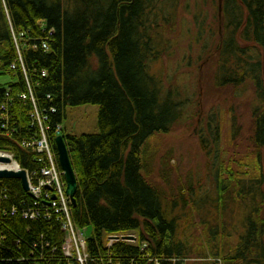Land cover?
Returning <instances> with one entry per match:
<instances>
[{
	"label": "trees",
	"instance_id": "trees-1",
	"mask_svg": "<svg viewBox=\"0 0 264 264\" xmlns=\"http://www.w3.org/2000/svg\"><path fill=\"white\" fill-rule=\"evenodd\" d=\"M181 1L0 0V75L17 79L0 85V96L9 91L14 100L9 129L17 130L10 137L0 131V151L12 153L25 170L41 168L39 156L21 146L37 129L31 127L32 104L18 98L28 91L20 56L37 106L49 116L56 156V128L67 119L68 109L99 107L98 134L62 132L78 180L72 221L80 229H92L85 264H183L194 255L202 260L198 264H217L206 262L208 258H221L223 264H264V191L260 192L264 185V0H224L223 4L224 35L215 83L234 88L237 96L254 88L257 153L251 162L242 163L237 177L225 162L218 165V199L211 202L212 219L204 218L207 240L203 245L195 249L177 238L172 211L183 201L184 206L191 201L195 209L207 208L209 201L184 198L166 206L165 193L143 175V171L149 174V141L170 133L187 116L182 92L171 84L166 87L162 77L153 73V66L173 47L168 35L175 28ZM195 23L198 36H203L197 16ZM210 115L207 130L200 132L208 155L210 136L217 145L223 129L222 114ZM237 134L238 128L233 127L231 140ZM211 150L218 158L220 152ZM249 166L252 174L243 171ZM228 173L231 178L225 180ZM249 175L250 189L244 194ZM231 188L237 199L234 193L228 199ZM236 205L244 216L240 231L229 230L226 220L228 214L240 213ZM44 213L19 180L0 179V264H79L64 254L61 222L55 215L45 218ZM135 231L139 232L135 243L120 240L108 245L110 236ZM235 233L238 241L232 251L225 241L230 242Z\"/></svg>",
	"mask_w": 264,
	"mask_h": 264
},
{
	"label": "rangeland",
	"instance_id": "rangeland-1",
	"mask_svg": "<svg viewBox=\"0 0 264 264\" xmlns=\"http://www.w3.org/2000/svg\"><path fill=\"white\" fill-rule=\"evenodd\" d=\"M220 1L182 0L174 24L175 28L168 35L173 47L162 61L153 66V73L162 77L166 87L171 84L182 92L183 99L185 98L188 103L187 116L170 133L156 135L149 141L147 147L150 153V165L147 168L149 174L143 171V175L165 193L166 206L184 198L209 201L207 208L197 209L191 201L187 206H184L183 201L172 211V217L177 219V238L190 242L195 249L207 240L204 218L212 219L211 202L218 199L215 184L218 165L225 162L226 167L231 166L226 169H232L233 176L237 177L242 163L251 162L257 153L253 143L255 132L253 108L256 103L254 88L249 87L245 94L237 96L234 88L219 87L215 83L218 47L224 35L225 24L224 0L221 4ZM195 16L201 22L203 36H198ZM16 81L17 79L11 76L0 75V85ZM98 112L99 107L96 105L69 108L61 133L74 136L98 134ZM220 113L223 116L222 138L215 145V139L210 136L208 155L202 146L200 132L203 131L202 129L207 130L210 114ZM233 127L238 128V134L231 140L230 131ZM213 148L220 152L218 158L216 150H211ZM261 152L264 158V148ZM250 170L251 166L247 169L243 168V171L250 172ZM262 175L264 179V167ZM251 177L252 175H249L248 181L243 184L244 194L250 189ZM230 178L229 173L224 177L225 180ZM260 188V192L264 191V185ZM233 193L234 198L237 199L233 188L228 199H233ZM234 209L240 213L237 212L234 216L232 213L228 214L230 216L226 219L230 223L228 229L232 230L235 227L240 231L239 227L244 221V216L238 205L234 206ZM80 233L82 237H89L92 229ZM121 236L138 238L139 232ZM108 240V245L111 246L114 242ZM237 241L238 235L235 233L230 242L228 239L225 241L226 248L235 250ZM64 254H66L65 250ZM205 261L223 264L221 258H208ZM182 262L198 264L202 260L194 255Z\"/></svg>",
	"mask_w": 264,
	"mask_h": 264
},
{
	"label": "built area",
	"instance_id": "built-area-1",
	"mask_svg": "<svg viewBox=\"0 0 264 264\" xmlns=\"http://www.w3.org/2000/svg\"><path fill=\"white\" fill-rule=\"evenodd\" d=\"M44 49H48L46 44H43ZM21 67L25 76L28 91L21 94L18 98L25 103H32L34 106V112L30 113L31 127L37 129V134L30 137V139H24L21 146L25 150L35 152L38 157V163L41 168L38 170L28 171L18 164L14 155L9 152L0 151V157L9 158L10 163L0 162L1 170H25L27 172L30 193L35 199V205L42 209V212H46L45 218H50L51 215H55L57 220L61 222L62 230L66 235V244L64 250L65 256L70 259H75L79 264H85L88 261L89 255L87 253V237H82L80 230L75 226L71 217V201L66 195L64 183L62 182L63 172L60 170L56 155L51 144L50 128L47 123L49 116L46 111H40L37 107L34 93L27 78V72L24 66L22 57H19ZM13 69L16 66L13 65ZM46 72H43V76ZM4 97L0 96V131L5 132V136H12L17 130L12 131L9 129L14 119L11 113L14 100L11 98L9 91L2 92ZM1 95V93H0ZM55 113V110H51ZM13 116V117H12ZM61 127L56 128V136L61 134ZM55 197V198H54ZM49 211H52L50 213ZM25 215H28L25 213ZM155 264H161V261H156Z\"/></svg>",
	"mask_w": 264,
	"mask_h": 264
},
{
	"label": "water",
	"instance_id": "water-1",
	"mask_svg": "<svg viewBox=\"0 0 264 264\" xmlns=\"http://www.w3.org/2000/svg\"><path fill=\"white\" fill-rule=\"evenodd\" d=\"M221 2L222 0L220 1V4ZM55 144H56V152L58 155L59 165L62 171L64 172V178L66 182V194L71 199L72 205H76L75 197L78 192V180H77V176H76L75 170L71 162V158H70V154L67 148L65 137L62 135L58 136L55 140ZM0 162L10 163L11 160L9 158L0 157ZM0 179L19 180L22 184L23 189L27 193H29L30 187H29L27 172L25 170H21V171L1 170ZM119 239H120L119 236L113 237V240L117 241ZM122 240L135 241L136 238L133 236H123Z\"/></svg>",
	"mask_w": 264,
	"mask_h": 264
},
{
	"label": "bare ground",
	"instance_id": "bare-ground-1",
	"mask_svg": "<svg viewBox=\"0 0 264 264\" xmlns=\"http://www.w3.org/2000/svg\"><path fill=\"white\" fill-rule=\"evenodd\" d=\"M35 98V97H34ZM36 100V99H35ZM32 104V103H31ZM37 104V103H36ZM38 107V106H37ZM38 109H39V107H38ZM40 111H45V110H41V109H39ZM32 112H34V106H33V104H32V110H31V113ZM48 125V127L50 128V126H49V124H47ZM58 166H60V165H58ZM22 168V167H21ZM60 168V167H59ZM62 170V169H61ZM11 171H18V170H11ZM62 182L64 183V188H65V191H66V182L64 181L65 180V178H64V172H63V174H62Z\"/></svg>",
	"mask_w": 264,
	"mask_h": 264
},
{
	"label": "crops",
	"instance_id": "crops-1",
	"mask_svg": "<svg viewBox=\"0 0 264 264\" xmlns=\"http://www.w3.org/2000/svg\"><path fill=\"white\" fill-rule=\"evenodd\" d=\"M80 230H83V231H89V229H80Z\"/></svg>",
	"mask_w": 264,
	"mask_h": 264
}]
</instances>
